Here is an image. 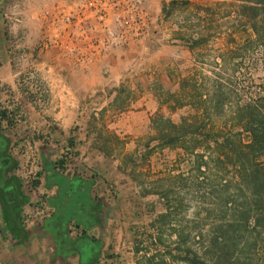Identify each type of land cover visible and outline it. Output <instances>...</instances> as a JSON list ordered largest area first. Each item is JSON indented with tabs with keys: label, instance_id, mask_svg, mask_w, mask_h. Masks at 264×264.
<instances>
[{
	"label": "rangeland",
	"instance_id": "rangeland-1",
	"mask_svg": "<svg viewBox=\"0 0 264 264\" xmlns=\"http://www.w3.org/2000/svg\"><path fill=\"white\" fill-rule=\"evenodd\" d=\"M241 1L4 0L0 41L10 47L17 75L15 85L0 82V124L6 114L14 127L2 135L12 161L4 177L14 190L7 202L21 201L24 228L52 217L37 212H48L47 173L62 160L64 170L57 169L69 177L91 180L99 169L104 190L116 199L110 205H118L121 223L102 236L103 264H149L155 255L152 264H185L169 252H200L203 238L234 221L245 200L232 170L217 179L213 166L204 175L192 172L182 150L152 148L161 142L155 119L178 124L203 116L174 98L192 70L207 75L198 81L211 93L227 98L223 113L209 115L213 131L230 128L238 107L264 102V46L233 14ZM202 36L206 47L193 63L189 50ZM55 75L63 80L55 82ZM64 88L77 118L70 137L57 145L53 91ZM30 106L39 111L35 120ZM59 148L62 154L43 158Z\"/></svg>",
	"mask_w": 264,
	"mask_h": 264
},
{
	"label": "trees",
	"instance_id": "trees-1",
	"mask_svg": "<svg viewBox=\"0 0 264 264\" xmlns=\"http://www.w3.org/2000/svg\"><path fill=\"white\" fill-rule=\"evenodd\" d=\"M241 2L242 5L233 14L243 28L252 31L256 42L264 46V0ZM184 88L195 107L193 114L203 116H197L194 121L183 119L178 124L163 117L155 119L161 142L152 149L182 150L186 154H182L184 158H189L192 163V172L204 175L213 166L217 179H223L232 170L237 182L235 190L245 201L241 209L235 207L234 221L220 225L215 235L203 238L200 252L189 249L185 254H175L172 250L169 256L173 262L185 264H264V102L238 107L230 119V128L213 131L208 124L209 115L224 112L227 107L225 95L218 90L211 93L205 83L194 79L185 81ZM4 120H8L6 114H2L1 122ZM6 162L1 166L0 183H3V175L11 167L12 161ZM55 165L64 170L65 161L56 162ZM225 184L222 188L230 189ZM6 185L12 188L7 181ZM0 198H6L1 187ZM228 206L230 202L222 208L227 209ZM141 243L136 255L142 252ZM156 258L155 255L148 263L152 264Z\"/></svg>",
	"mask_w": 264,
	"mask_h": 264
},
{
	"label": "crops",
	"instance_id": "crops-1",
	"mask_svg": "<svg viewBox=\"0 0 264 264\" xmlns=\"http://www.w3.org/2000/svg\"><path fill=\"white\" fill-rule=\"evenodd\" d=\"M3 2L4 0H0V5ZM206 40H208L207 37L202 36V39L196 41L189 50L193 63L194 61L200 62L198 61L199 52L206 47L204 45L207 43ZM11 57L12 53L8 44L0 41V82L15 85L14 76L17 75L13 74ZM201 71L203 72L205 69L203 68ZM53 78H55V82L57 78L58 81L59 79L63 80V76L60 75H55ZM202 78L207 79L208 77L200 74L197 70H192L183 82L185 83L189 79L199 82L198 80ZM179 88L181 92L174 95L175 100L181 101V104H184L183 108L194 111L195 107L191 103V98L187 97V93L185 94L184 84ZM61 91H53L55 94L58 93L54 96V98H57L54 101V103L57 102L54 117L60 121L58 124L60 131L55 133L57 145H64L66 138L70 137V131L77 118L75 103L64 100L69 97L66 95L68 90L64 88V91ZM20 94L21 91L19 90L17 95ZM5 97L7 98V96ZM16 97L15 95L8 98ZM59 98H62L63 101L60 102ZM168 105L171 109L174 108L172 101ZM28 111L34 120L38 117L39 111L34 107L30 106ZM29 122L32 124L31 121ZM1 123L0 166L3 167L2 163L9 160L4 155L7 143L3 136H8L6 132L11 135V132H14V127H8L6 120ZM25 123H28V121ZM19 124L22 125V122ZM18 128L23 127L19 125L15 129L18 131ZM60 149L55 154L50 151L42 156L46 160L52 159L54 156L62 154L64 148ZM105 157H107L106 154L98 158L99 164L97 165L102 168L105 164ZM0 169L1 173L2 168ZM47 174L49 176L46 186L47 199H49L47 204L50 206L48 209L52 213V217L49 216L50 218L42 224L34 223L33 227L24 228L23 217L19 212L20 207H18L21 202L10 203L5 200L7 198L4 200L0 198V264H103L102 258L105 255L106 248L102 243V236L107 233L106 227L109 225H114L115 232H117L116 224L121 223V220L115 212L118 205L116 207L110 205L112 204L110 202H116V199L113 198L114 196L107 195V190H104L100 170H95L91 180L66 176L64 173H59L57 168ZM1 177L2 174H0ZM2 181L0 187L5 194L14 191L11 186L6 185L5 179ZM123 203L121 201L120 205H123ZM71 206L75 207V211H71Z\"/></svg>",
	"mask_w": 264,
	"mask_h": 264
},
{
	"label": "built area",
	"instance_id": "built-area-1",
	"mask_svg": "<svg viewBox=\"0 0 264 264\" xmlns=\"http://www.w3.org/2000/svg\"><path fill=\"white\" fill-rule=\"evenodd\" d=\"M67 20L70 22V19H69V18H68ZM123 25H125V23H123ZM115 39H117V38H115ZM117 40H118V39H117ZM120 40L123 41V37H122ZM37 214H38L41 218H44L45 216L49 217V216L52 215V213L50 212L49 209H48V212H47L44 208H42V209H38Z\"/></svg>",
	"mask_w": 264,
	"mask_h": 264
},
{
	"label": "flooded vegetation",
	"instance_id": "flooded-vegetation-1",
	"mask_svg": "<svg viewBox=\"0 0 264 264\" xmlns=\"http://www.w3.org/2000/svg\"><path fill=\"white\" fill-rule=\"evenodd\" d=\"M4 163H5V162H4ZM5 164H7V162H6Z\"/></svg>",
	"mask_w": 264,
	"mask_h": 264
}]
</instances>
